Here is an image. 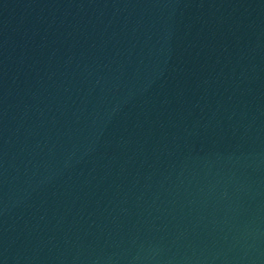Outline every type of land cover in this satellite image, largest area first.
<instances>
[{
	"label": "water",
	"instance_id": "95a60500",
	"mask_svg": "<svg viewBox=\"0 0 264 264\" xmlns=\"http://www.w3.org/2000/svg\"><path fill=\"white\" fill-rule=\"evenodd\" d=\"M0 264H264V0H0Z\"/></svg>",
	"mask_w": 264,
	"mask_h": 264
}]
</instances>
